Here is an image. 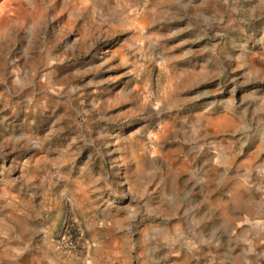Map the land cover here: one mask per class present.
I'll return each mask as SVG.
<instances>
[{
  "label": "rangeland",
  "instance_id": "374dc122",
  "mask_svg": "<svg viewBox=\"0 0 264 264\" xmlns=\"http://www.w3.org/2000/svg\"><path fill=\"white\" fill-rule=\"evenodd\" d=\"M256 92L264 0H0V264H264Z\"/></svg>",
  "mask_w": 264,
  "mask_h": 264
},
{
  "label": "crops",
  "instance_id": "0c3cea01",
  "mask_svg": "<svg viewBox=\"0 0 264 264\" xmlns=\"http://www.w3.org/2000/svg\"><path fill=\"white\" fill-rule=\"evenodd\" d=\"M244 100H240L239 106L236 104L235 107H239L241 109H244L245 116H251L252 117V123L251 126L253 129H256L259 134H262L261 136H264V92L261 93H255L252 94V97L249 98H243ZM247 99V100H246ZM229 117L236 116V113H229L226 114ZM226 118V117H224ZM233 118V117H232ZM227 123H237L236 119L233 118V120L229 119V122ZM98 202H101L100 200ZM104 202V201H103ZM119 210L116 209L114 213L112 214V221L116 224L123 223L124 217H121ZM122 236H119V241H121ZM149 240V238H147ZM149 242H153L149 240ZM175 264H183L182 258H177Z\"/></svg>",
  "mask_w": 264,
  "mask_h": 264
},
{
  "label": "built area",
  "instance_id": "2783aa9c",
  "mask_svg": "<svg viewBox=\"0 0 264 264\" xmlns=\"http://www.w3.org/2000/svg\"><path fill=\"white\" fill-rule=\"evenodd\" d=\"M263 177H264V169H263ZM260 195H261L262 201L264 203V180H263L262 184L260 185Z\"/></svg>",
  "mask_w": 264,
  "mask_h": 264
}]
</instances>
